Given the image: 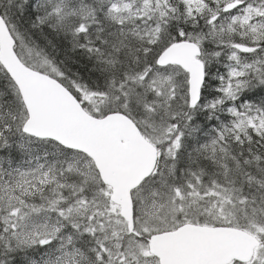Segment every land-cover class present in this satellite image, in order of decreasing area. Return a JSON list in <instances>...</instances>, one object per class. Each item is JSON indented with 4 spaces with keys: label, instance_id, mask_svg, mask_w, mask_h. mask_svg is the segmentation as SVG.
I'll use <instances>...</instances> for the list:
<instances>
[{
    "label": "snow or ice",
    "instance_id": "1",
    "mask_svg": "<svg viewBox=\"0 0 264 264\" xmlns=\"http://www.w3.org/2000/svg\"><path fill=\"white\" fill-rule=\"evenodd\" d=\"M0 264H264V0H0Z\"/></svg>",
    "mask_w": 264,
    "mask_h": 264
}]
</instances>
